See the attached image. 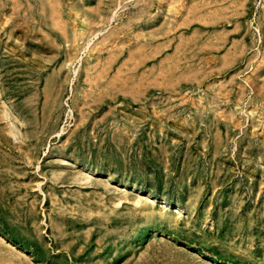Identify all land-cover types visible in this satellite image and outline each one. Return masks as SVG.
<instances>
[{
  "label": "rangeland",
  "instance_id": "rangeland-1",
  "mask_svg": "<svg viewBox=\"0 0 264 264\" xmlns=\"http://www.w3.org/2000/svg\"><path fill=\"white\" fill-rule=\"evenodd\" d=\"M0 264H264V0H0Z\"/></svg>",
  "mask_w": 264,
  "mask_h": 264
}]
</instances>
